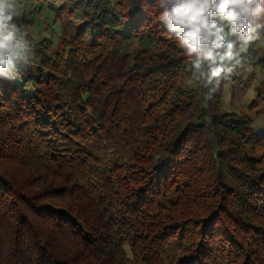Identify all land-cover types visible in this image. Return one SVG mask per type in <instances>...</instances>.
I'll return each mask as SVG.
<instances>
[{"label": "trees", "instance_id": "1", "mask_svg": "<svg viewBox=\"0 0 264 264\" xmlns=\"http://www.w3.org/2000/svg\"><path fill=\"white\" fill-rule=\"evenodd\" d=\"M28 1L59 45L0 79V264H264V131L227 80L176 85L155 0Z\"/></svg>", "mask_w": 264, "mask_h": 264}, {"label": "clouds", "instance_id": "2", "mask_svg": "<svg viewBox=\"0 0 264 264\" xmlns=\"http://www.w3.org/2000/svg\"><path fill=\"white\" fill-rule=\"evenodd\" d=\"M159 21L174 34L186 68L208 91L210 100L222 81L244 63L243 53L264 40V0H155ZM17 0H0V79L14 81L31 67L35 51L18 23Z\"/></svg>", "mask_w": 264, "mask_h": 264}, {"label": "rangeland", "instance_id": "3", "mask_svg": "<svg viewBox=\"0 0 264 264\" xmlns=\"http://www.w3.org/2000/svg\"><path fill=\"white\" fill-rule=\"evenodd\" d=\"M31 8L28 0H17L16 14L20 20L18 23L30 38L31 45L44 37H50L54 45L57 46L59 29L56 24L51 26L43 16L38 17L37 13H35V19L24 21V15H27ZM250 54H255L256 59L261 58L264 55V41H253L249 45L248 51L243 53V55ZM35 57H37L36 54ZM176 82L177 86L189 89L194 86L195 77L192 74H187L178 78ZM220 106L225 112L251 115L253 118L252 129L256 132L264 131V67L260 63L238 67L236 74L224 84Z\"/></svg>", "mask_w": 264, "mask_h": 264}]
</instances>
